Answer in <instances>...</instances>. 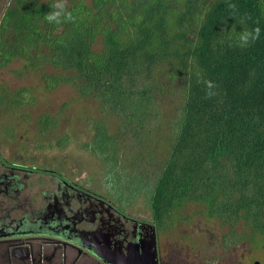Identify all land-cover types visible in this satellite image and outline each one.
Returning a JSON list of instances; mask_svg holds the SVG:
<instances>
[{"label": "trees", "instance_id": "1", "mask_svg": "<svg viewBox=\"0 0 264 264\" xmlns=\"http://www.w3.org/2000/svg\"><path fill=\"white\" fill-rule=\"evenodd\" d=\"M61 5L72 19L48 22ZM13 59L100 101L90 148L114 186L147 184L161 229L179 202H203L225 246L264 234V0H9L0 68Z\"/></svg>", "mask_w": 264, "mask_h": 264}, {"label": "rangeland", "instance_id": "2", "mask_svg": "<svg viewBox=\"0 0 264 264\" xmlns=\"http://www.w3.org/2000/svg\"><path fill=\"white\" fill-rule=\"evenodd\" d=\"M8 1L0 0V17ZM23 89L29 95L27 102L14 108L0 103L2 157L55 169L94 197L112 202L119 211L150 217L147 184L133 180L114 186L108 175L111 167L90 148L94 124L106 115L100 101L65 83L48 90L39 72L25 61L13 59L0 68V96L6 91L13 97ZM44 116L50 117L53 125L41 134L38 121ZM109 120L113 131L115 121ZM139 150L145 151L136 146L133 152ZM130 188L137 192L128 193ZM226 232L227 228L205 203L179 202L174 208L173 224L159 232V245L162 252L176 249L177 258L189 264H264V234H257L253 241L241 240L225 246L222 238Z\"/></svg>", "mask_w": 264, "mask_h": 264}, {"label": "flooded vegetation", "instance_id": "3", "mask_svg": "<svg viewBox=\"0 0 264 264\" xmlns=\"http://www.w3.org/2000/svg\"><path fill=\"white\" fill-rule=\"evenodd\" d=\"M160 230L152 213L119 211L55 169L0 154V264H189L162 252Z\"/></svg>", "mask_w": 264, "mask_h": 264}, {"label": "clouds", "instance_id": "4", "mask_svg": "<svg viewBox=\"0 0 264 264\" xmlns=\"http://www.w3.org/2000/svg\"><path fill=\"white\" fill-rule=\"evenodd\" d=\"M53 8L56 9L57 8V4H54L53 5ZM63 13V18L65 20H70L72 19L71 17V14L70 13H65L64 12V9H63V6L61 5V10L60 11H56L54 10L53 12L49 13L46 15L45 19L48 21V22H53L55 21V23H60L61 20L59 19V17H61V14Z\"/></svg>", "mask_w": 264, "mask_h": 264}, {"label": "water", "instance_id": "5", "mask_svg": "<svg viewBox=\"0 0 264 264\" xmlns=\"http://www.w3.org/2000/svg\"><path fill=\"white\" fill-rule=\"evenodd\" d=\"M255 264H258V261H255Z\"/></svg>", "mask_w": 264, "mask_h": 264}]
</instances>
